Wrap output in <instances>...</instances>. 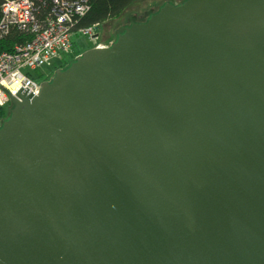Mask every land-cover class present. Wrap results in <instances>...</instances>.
Segmentation results:
<instances>
[{"label": "water", "instance_id": "water-1", "mask_svg": "<svg viewBox=\"0 0 264 264\" xmlns=\"http://www.w3.org/2000/svg\"><path fill=\"white\" fill-rule=\"evenodd\" d=\"M181 1L0 88V264H264V0Z\"/></svg>", "mask_w": 264, "mask_h": 264}, {"label": "built area", "instance_id": "built-area-1", "mask_svg": "<svg viewBox=\"0 0 264 264\" xmlns=\"http://www.w3.org/2000/svg\"><path fill=\"white\" fill-rule=\"evenodd\" d=\"M87 12L86 5L75 0H55L45 15H39L32 0L6 1L1 8L0 40L10 28H15L29 37L28 42L14 45L10 53L0 54V88L11 97L21 89L33 96L39 92L38 81L32 72L51 70L64 59L76 56L73 53L70 28L74 20ZM98 27L79 30L76 35L94 40ZM94 48L109 47L95 44ZM0 89V109L10 104L8 96Z\"/></svg>", "mask_w": 264, "mask_h": 264}, {"label": "trees", "instance_id": "trees-1", "mask_svg": "<svg viewBox=\"0 0 264 264\" xmlns=\"http://www.w3.org/2000/svg\"><path fill=\"white\" fill-rule=\"evenodd\" d=\"M6 1H16V0H0V19H1V8ZM34 3V8L39 15H45V13L52 8V2L55 0H32ZM81 2L86 5L87 12L82 18H77L74 20V25L70 28V31L75 35L79 30L88 29L92 26H97L100 28L108 21L118 19L129 7H131L137 0H75ZM186 0H182L180 3ZM162 8V6H161ZM160 9V8H159ZM158 9V10H159ZM157 11L154 12L156 14ZM96 37V35H95ZM29 37L26 36L23 32L10 28L8 33L4 38L0 40V54L2 53H10L14 45L23 44L28 42ZM72 44V43H71ZM73 53L78 56L82 52L79 47L72 44ZM73 60L71 58L64 59L58 63H56L52 69L51 77L53 78L55 71H64L66 70L70 64H72ZM41 78L38 79V81ZM11 110V105L9 104L3 109H0V127L1 125L7 121L9 117V112Z\"/></svg>", "mask_w": 264, "mask_h": 264}, {"label": "rangeland", "instance_id": "rangeland-1", "mask_svg": "<svg viewBox=\"0 0 264 264\" xmlns=\"http://www.w3.org/2000/svg\"><path fill=\"white\" fill-rule=\"evenodd\" d=\"M144 0H137L134 4L136 3H142ZM151 1H159V0H151ZM132 6L129 7L125 12L116 20L108 21L104 25H102L100 28L97 29L96 37L94 38L93 42L89 41L87 38H81L78 35H73L71 38V43L79 47L80 51L83 54L87 50L93 49L95 44L99 45H104L105 42L110 41L111 39L114 40L115 38V31L117 28L121 27V25H124L126 23L127 15L131 12ZM73 48V46H72ZM80 54V55H81ZM48 70H35L32 73L36 76L39 77L41 76V79L39 81H43L46 79V76L48 74ZM53 78H50L49 82Z\"/></svg>", "mask_w": 264, "mask_h": 264}, {"label": "flooded vegetation", "instance_id": "flooded-vegetation-1", "mask_svg": "<svg viewBox=\"0 0 264 264\" xmlns=\"http://www.w3.org/2000/svg\"><path fill=\"white\" fill-rule=\"evenodd\" d=\"M153 14H154V12L152 13V15ZM137 20L138 19H136V22H134V23H137ZM130 25H131V22H127L125 25H121V27L119 29H126V28L130 27ZM116 38H117V36L115 35L114 40L111 39L110 41L105 42L103 46L110 47V45H112L116 41ZM52 69L51 70H48L49 72H48V74L46 76V79H44L42 82H49L50 78H52L51 75H50L51 72H52ZM59 71H61V70H59ZM42 82H40V83H42Z\"/></svg>", "mask_w": 264, "mask_h": 264}]
</instances>
